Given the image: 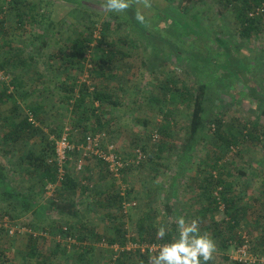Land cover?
<instances>
[{"label":"rangeland","instance_id":"374dc122","mask_svg":"<svg viewBox=\"0 0 264 264\" xmlns=\"http://www.w3.org/2000/svg\"><path fill=\"white\" fill-rule=\"evenodd\" d=\"M164 1L129 0L127 9L115 12L107 10L106 0H27L29 4L37 5L36 11L44 18L41 22L27 24L30 35L24 29H17L15 11L6 0L7 36L13 38V44L27 46L25 57L33 65L30 74L23 66L24 71L21 68L19 71L25 73L21 75L25 77L27 87L34 82L39 88L26 97L16 94L21 118L31 115V106L35 102L42 104L44 109L38 118L32 114L31 119L40 128L37 135L26 144L12 143L14 151L9 157L1 141L3 130L0 129V164L4 166L6 188L27 194L25 201L13 197L0 199V216L6 207L21 209L23 205L27 208L21 215L13 211L15 216L9 219L13 234L6 227H0L1 264H73L84 248L87 253L84 263L80 264H110L126 251L119 247V243L110 244L108 241L109 236L117 233L116 227L122 226L121 222L124 223L126 244L147 243L139 240L135 227L145 211H150L151 219H156L160 228L171 230L174 235L176 232L174 238L178 236V231L173 230L180 217L188 223L198 221L201 233L208 234L216 243L214 259L209 264H238L237 249L241 241L247 238L250 244L253 238L260 237L257 224L264 222V136L259 145L248 143L242 149L234 146L232 152L219 162L233 175L230 180L234 182V189L241 191L244 202L249 204L241 225L227 230L230 224L225 219L223 205L218 212L205 216L193 206L199 189L191 178L200 175L198 166L208 168V163L213 162L217 154L212 145V132L199 135L193 149L185 154L182 149L190 134V107L177 105L172 119L175 139H166L158 131L164 118L158 112L171 105L165 100L158 102L150 98L160 97L162 82L174 77L179 80V85L185 83L193 88L205 85V121L216 112L223 114L225 122L241 124L259 119L264 126V117L260 114L264 106V24L260 33L244 36L234 12L219 10V6H215L221 5L219 0H205L201 7L213 6L214 23L204 22L199 29L200 35L191 34L190 30L182 34L177 28L181 25L179 14L185 9L168 7ZM138 13L143 15V21L137 19ZM107 21L112 26L114 24L109 33L115 46L124 52L119 56L120 68L114 77L104 81L118 103L110 102L102 107L111 122L103 130L92 133L100 134L103 150L114 145L122 167L114 172L101 156L85 155L83 150H78L79 154L74 152L68 159L70 164L68 162L64 167L63 173L58 172L57 180L40 181L25 171V163L21 165L20 158L28 150L40 154L48 138L58 140L52 130L61 131V127L62 133L68 130L73 134L72 142L77 150L81 143L76 139L81 131L73 128L76 117L66 98L71 93L68 87L77 83L72 95L78 98L82 84L86 83L90 92L101 84L100 79L91 77V61H85L83 70L78 65L68 69L58 49L76 36L77 30L89 33L93 29L94 37L100 38ZM121 38L127 43L120 42ZM87 56L89 59L90 55ZM9 76L11 79L12 75ZM12 104L9 101L1 109ZM94 106H99V102H94ZM161 138L168 145L175 142L176 146L153 151ZM80 161L81 169L78 168ZM68 169L78 175V187L60 192ZM214 170L218 174L219 171ZM128 189L132 190L130 194L126 193ZM0 191L2 194L1 185ZM62 195L74 205V212L56 207L57 202L61 203ZM118 195L125 198L122 204ZM168 199L172 208L166 206ZM77 221L85 222L103 237L94 238L90 232L83 240L78 232L71 236L58 229V226L66 228ZM215 221L219 224L216 225ZM30 236L37 239L35 244L39 255L34 257L27 253ZM229 236L232 238L226 247L223 238ZM56 243L61 247L56 248ZM255 247L257 249H251V255L264 259V246L255 244ZM155 256L147 255L146 264H152ZM143 261L139 250H135L130 257L123 256L120 263L142 264Z\"/></svg>","mask_w":264,"mask_h":264},{"label":"trees","instance_id":"16d2710c","mask_svg":"<svg viewBox=\"0 0 264 264\" xmlns=\"http://www.w3.org/2000/svg\"><path fill=\"white\" fill-rule=\"evenodd\" d=\"M1 1L0 35L2 41H0V49L2 52L0 54V129L3 130L1 141H3L2 143L6 148V156L9 157L12 155V151H14L11 148L12 143L14 145L19 142H23L26 144L32 137H35L37 135L40 128L39 126H36V123L31 118L32 114L34 118H38L41 111H43L44 106L42 104H39V102H35V104L31 106V115L21 118V106L18 99L16 98V94L21 97H26L38 91L39 88L34 82L31 83L30 87H27L25 81L23 80L25 77H22V75H24L25 73H20L19 71L20 68L23 71L25 69V72H28L30 74L33 69V65L29 64L25 57L27 46L25 47V44L15 45L13 44V38L7 36L8 33L5 26L7 17L5 15L6 10L4 8V5L8 2H6V0ZM219 1L221 5H215L219 6V10H228L234 12L239 22V30L241 31V34H243L244 36H252L256 33H260L262 25L264 24V0ZM164 2L166 4L168 3V7L169 5L173 8L179 6L185 9V12H182L181 15L179 14V23H181V25L179 26V28H177L178 33L186 34L187 30H190L191 34L200 35L201 33L199 29L202 28L201 26H203L204 22L212 24L216 19V14L212 11L213 6L208 8L201 7V3L205 2V0H165ZM9 3L16 14L17 29H24L28 33L29 31L26 30L27 24L31 25V22L33 24L41 22L43 16L36 11V4H29L27 0H9ZM27 3L29 6L27 5ZM111 27L113 28L114 24L112 26V24L107 21L101 31L100 38L94 37L93 29L89 33H86L84 30H77V35L69 40L67 44H64V46H61L58 49L60 58L63 59L64 65L68 69H71V67L78 65V68L80 70H83L85 61H91V77L100 79L99 82L101 83V86H96L94 91L92 92H90L89 86L86 83L82 84L79 93L80 95L78 98H75L72 95V92L74 93L75 91V86L77 85V83H74L71 87H68L66 85L68 87V91L71 92L66 95V98L69 104L72 105L74 117H76V119L74 120L73 128L81 131L79 138L76 139L77 143L84 142L86 140V136L89 133L101 131L106 128V126L110 124L111 119L106 117L107 113L102 109V107L104 105H109L110 102L114 104L118 103V99L116 97H113V95L107 89V84L104 83V81H106L107 79L114 77L116 71L120 68L119 56H122L120 54H124L121 49H118L115 46L116 43L113 40L114 38L109 33L112 29ZM204 28L205 31H209V26L208 28ZM28 34L31 35V33ZM5 38H7L8 40H6ZM123 41L124 43H127L126 40L121 38L120 42ZM88 54L90 55L89 59L87 56ZM22 66L24 67V69ZM1 72H4V74L8 75V79L2 78ZM9 73L12 75L11 79L9 78ZM41 77H43V74ZM9 79L11 80V83ZM178 82L179 80L177 78H166L161 84V88L163 91L161 96H153L150 98L151 101L154 100L158 102L165 100L164 102H169L171 105L167 110H163L164 108L159 110L158 114H160L161 116L163 114L164 118L158 128V131L166 139H175L174 135L172 134V131L175 130L173 116L176 111L177 105H186L187 107H190L191 112L189 117L190 134L189 138L184 142V148L182 149L184 153L187 154L188 150L193 149L199 135L203 136L206 131L212 132V145L216 149L217 154L213 159V162L208 163V168L207 166H205L204 168L198 166L200 175H196L191 178L195 184L194 186L199 189L198 192L195 193V198L197 199V201H195V204L193 206L196 207L195 209L197 212L205 216L209 213L214 214L218 212L221 205H223L225 219L229 220L228 223L230 224L228 225L227 230H234L237 226H240L243 219H245V216L248 213L249 204L247 202H244V196L241 191L237 192L234 189V182L230 180L233 175L219 162L224 156L232 152V148L234 146H239L240 149H242L244 145L248 143H251L254 146L259 145L260 142L262 143L264 136V130H262V128L264 126L260 124L259 119L253 121H244L241 124H236L235 122H225L223 114L216 112L213 113L212 117L208 121H205V85H199L197 88H193L185 83L183 85H179ZM72 99H74L73 102ZM9 101L13 103L12 106L1 109V107ZM96 101L99 102V106H94V102ZM260 114L264 117V106L262 107ZM208 125L210 126L208 127ZM61 129L63 130L62 127ZM52 131L56 133L58 139L63 134L61 131ZM72 131L74 132V130ZM70 139L71 141L74 140L73 134H70ZM162 139L163 138L158 140L159 144L156 147L152 148L153 151H163V148H173L174 146H176L175 142L172 145H168L166 140L162 141ZM56 141L57 139L50 140L48 138L47 145L45 146V148H43L40 154H35L34 150H28L24 154V156L20 158L19 163L21 165L25 163L24 168L27 173L31 174L32 176H36L40 181L43 182L45 179L51 181L57 180L59 165L56 160ZM79 151L81 150L79 149ZM79 151L78 149L69 150L68 159L72 154H74V152H77L76 154H79ZM241 151L242 150H239V152ZM68 159L64 164L65 168L67 167V164L69 162ZM3 168L4 166L0 164V185L3 187L2 194L0 193V199L4 200L6 198L13 197L20 198L25 201L27 199V194L18 190L14 191L13 189L10 190L9 188H6V174L3 172ZM75 169L76 168H74V170ZM214 169H217L219 171L218 174L214 173ZM77 180L78 175L73 173L71 169H68L67 172L64 173V179L62 180L63 185L59 188V190H61L60 192L68 189L76 190L79 184ZM86 187H88V184ZM131 191V189H128L126 193L130 194ZM118 197L120 198L118 199L119 203L122 204V201H124L125 198L119 195ZM60 199L61 203L57 202L56 204V207L58 209L68 212H74V205L71 204V202H68L67 198L64 195H62ZM166 206L168 208H172L169 199ZM8 208L6 207L2 210L4 214L2 213V216H0V227H3L4 224L2 222V218L8 216L10 219V217L15 216L13 211H15L16 215H21V213L24 212L25 209H27L23 205L21 209L17 207H14L13 209L12 207ZM154 212L156 213V210ZM151 218L152 217L150 211H145V213L143 212L142 216L135 223V227L138 230L139 240L147 243H169L172 240L176 239V237L174 238L176 232L174 235L171 230H165V235L163 237H159L157 235V232L160 229V225L156 219ZM218 224L219 223L216 222V225ZM121 225L124 227L123 222H121ZM122 226L116 227L117 233L115 232L113 236H109L108 241L110 244L119 243L120 246L119 244L118 246L122 247V249L126 251H123V253L121 254L122 257L119 258L118 256H116L114 260L110 262V264H121L122 262L120 263V260L123 259V256L130 257L134 254L135 251L134 249L126 248L128 245L126 244L127 238L125 236V230L124 228H122ZM257 226L261 230V235L260 237L253 238L254 240L250 242V250L257 249L255 247V244H257L258 246H264V222L258 223ZM58 229L62 233L71 236L76 235L75 232H78L80 239L83 240H86L88 238V234L90 232L91 236H93L94 238L101 239L103 237L102 235L88 227L86 223L82 221H77V223L75 224H70L69 226H66V228H64L63 226L59 228L58 226ZM175 230L178 231L177 228H174L173 231ZM231 238V236H229L228 239L223 238V245L228 247V241ZM36 241V238L30 236L29 241L26 244L28 248L27 253L30 257L39 255L37 253L38 251L35 244ZM56 245V248L61 247L60 243H56ZM64 249L66 250V248ZM86 253L87 249L84 248V251L80 253V256L73 264L84 263ZM139 253L142 255L144 260L142 264L148 263L147 255L149 254L146 255L145 253H141L140 251ZM1 261L2 258L0 254V264ZM122 264H124V262ZM238 264L245 263L238 262Z\"/></svg>","mask_w":264,"mask_h":264},{"label":"clouds","instance_id":"9594fccd","mask_svg":"<svg viewBox=\"0 0 264 264\" xmlns=\"http://www.w3.org/2000/svg\"><path fill=\"white\" fill-rule=\"evenodd\" d=\"M109 11L120 12L129 7V0H106ZM137 19L143 21L142 14ZM178 237L164 244L152 264H209L216 251L215 240L206 233H201L199 222L188 223L184 217L177 222ZM157 235L163 237L165 229L161 227Z\"/></svg>","mask_w":264,"mask_h":264},{"label":"built area","instance_id":"2783aa9c","mask_svg":"<svg viewBox=\"0 0 264 264\" xmlns=\"http://www.w3.org/2000/svg\"><path fill=\"white\" fill-rule=\"evenodd\" d=\"M2 78L6 79L8 78V75L4 74V72H1ZM102 138L100 134H93L89 133L86 136V140L82 142L80 145H78V150H83L85 155H99L101 156L107 164H109V167L112 171H118L122 164L119 162V156L115 151L114 145L111 144L107 150L102 149ZM76 149L75 144L70 139V133L68 130H65V132L62 134V136L56 141V151L57 156L56 160L59 165V171L63 173L64 171V164L66 163V160L68 159V151ZM78 168H82V161H80ZM2 222L4 223L3 226L6 227L7 230L11 234L14 233V228L10 225V220L8 216H5L2 218ZM166 243H160V242H154V243H140V242H134L127 245V249H134L139 250L142 253L149 254V255H158L160 248ZM238 254V261L243 262L245 264H263L264 259L258 258L251 255L250 250V244L249 240L246 238L244 241L238 246L237 249Z\"/></svg>","mask_w":264,"mask_h":264}]
</instances>
